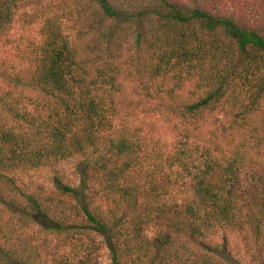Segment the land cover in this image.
Returning a JSON list of instances; mask_svg holds the SVG:
<instances>
[{
    "label": "trees",
    "instance_id": "trees-1",
    "mask_svg": "<svg viewBox=\"0 0 264 264\" xmlns=\"http://www.w3.org/2000/svg\"><path fill=\"white\" fill-rule=\"evenodd\" d=\"M79 1L68 17L43 13L36 40L0 56V264H102L103 249L107 264H230L201 239L217 229L264 264V14ZM31 6L0 0V48ZM129 107L181 123L167 153L130 126ZM73 157L76 186L18 184ZM184 178L189 194L172 201Z\"/></svg>",
    "mask_w": 264,
    "mask_h": 264
},
{
    "label": "rangeland",
    "instance_id": "rangeland-1",
    "mask_svg": "<svg viewBox=\"0 0 264 264\" xmlns=\"http://www.w3.org/2000/svg\"><path fill=\"white\" fill-rule=\"evenodd\" d=\"M32 6L26 9L28 15L20 13L17 15L14 23V28L11 31V38L14 42L13 46L0 48V56L11 57L14 54V48L17 45L29 44L36 40L39 32L42 14L58 13L62 17L69 13H78L86 8L84 3L79 0H30ZM212 4L209 8L219 12H228L235 16L242 17L250 22L255 18H259L264 14V9L258 6L260 0H209ZM25 13V14H26ZM122 57H127L131 52L129 39L122 35ZM126 105V104H125ZM128 110L133 114L128 118L131 127L139 128L142 136L146 139L148 146L153 145L158 140L157 145L161 149V153H167L170 146L177 137V130L181 123L171 115L156 111L153 107L146 108H132ZM78 158L73 157L70 160L62 161L59 167L55 170H33L27 172H20L17 174L18 184L23 189L41 191L44 193L53 190L51 182L53 178H59L64 184L70 183L76 186L78 178L76 169L78 166ZM184 183L174 184L171 187L169 194L170 199L176 202L181 201L183 197L189 194L188 179L184 178ZM182 184V185H181ZM0 216L7 218L6 212H0ZM30 232V231H29ZM149 234H153L150 231ZM206 244L216 243L223 245V253H216V258H220L218 254L222 255L230 264H250V258L246 247L241 239V236L236 232L217 229L210 232H203L201 237ZM100 261L102 264L108 263V252L103 249L100 252Z\"/></svg>",
    "mask_w": 264,
    "mask_h": 264
}]
</instances>
